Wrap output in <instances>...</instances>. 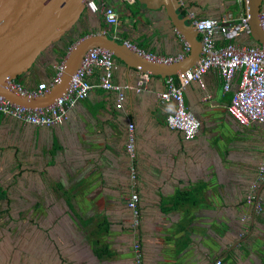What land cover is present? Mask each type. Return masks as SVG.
<instances>
[{
    "label": "crops",
    "instance_id": "obj_1",
    "mask_svg": "<svg viewBox=\"0 0 264 264\" xmlns=\"http://www.w3.org/2000/svg\"><path fill=\"white\" fill-rule=\"evenodd\" d=\"M137 2L115 3L118 23L123 13L129 22L115 29L101 14L84 10L74 29L42 51L19 83L30 91L50 84L66 43L90 33L129 40L157 55L180 52L186 41L164 6L148 9ZM180 3V17L192 12L237 20L246 11L239 0ZM216 41L223 43L219 35ZM234 42L259 45L243 32ZM98 76L94 68L88 79L96 84ZM139 77L114 58L113 78L124 86L120 108L116 92L94 86L53 126L0 114V264H137L135 241L142 249L139 264H264V188L257 192L260 211L246 202L264 163V126H242L228 114L237 79L224 92L209 69L203 86L192 81L185 87V103L201 125L184 139L165 123L174 108L159 99L165 78L148 73L137 90ZM129 123L135 181L125 148ZM134 187L140 198L137 231L130 228L126 205Z\"/></svg>",
    "mask_w": 264,
    "mask_h": 264
},
{
    "label": "built area",
    "instance_id": "obj_2",
    "mask_svg": "<svg viewBox=\"0 0 264 264\" xmlns=\"http://www.w3.org/2000/svg\"><path fill=\"white\" fill-rule=\"evenodd\" d=\"M122 1L132 4L137 0H86L85 9L92 13L102 15L108 25L118 22V12L115 3ZM243 1L245 4V0ZM246 6V4H245ZM199 34L201 52L198 61L190 68L178 71L175 75L165 77L164 89L159 93L162 102L173 103V110L165 118L166 125L173 130L179 131L184 139H192L200 129V120L187 107L184 100V89L192 81H197L203 86L202 76L209 69H214L222 83L224 92L231 90L232 82L237 79L236 89L232 91L230 101L227 105V112L236 122L242 126H249L252 123H259L264 126V44L238 45L234 42L240 33H250L249 15L247 9L237 20L232 19L229 14L220 18L196 17L192 12L186 14ZM259 25L264 33V10L259 15ZM223 40L217 44L216 36ZM123 43L131 50L145 58L169 63L182 59L190 50L187 42L182 50L174 55H157L146 52L129 40ZM63 64H59L57 71L50 84L40 83L35 90H26L23 86L14 81L7 83L8 89H14L18 93H27L36 96L46 92L51 86L60 81V74ZM94 68L99 70L98 82L93 84L88 76ZM114 56L111 51L94 47L86 51L80 65L72 75L68 87L52 103L43 107H27L16 104L0 95V114L11 116L22 123L36 126H53L63 122L67 118L68 109L78 100L86 98L94 86L104 90L117 93L116 107L120 108L124 99V86L117 83L113 78ZM148 79V73L140 75L137 90H140ZM126 152L131 160L130 179L137 180V169L133 163L136 157L135 137L133 124H128L126 141ZM260 188H264V163L258 166L257 176L250 185L246 202L254 205L258 212L262 204L257 195ZM139 194L134 187L127 198L126 205L132 212L131 228L138 230L140 225ZM134 259L137 264L142 261V249L140 243L133 244ZM217 260L215 264H220Z\"/></svg>",
    "mask_w": 264,
    "mask_h": 264
},
{
    "label": "water",
    "instance_id": "obj_3",
    "mask_svg": "<svg viewBox=\"0 0 264 264\" xmlns=\"http://www.w3.org/2000/svg\"><path fill=\"white\" fill-rule=\"evenodd\" d=\"M86 0H0V95L16 104L43 107L52 103L68 87L72 75L80 65L83 55L91 48L101 47L111 51L114 58L124 62L128 69L139 75L165 78L192 67L200 57L201 42L189 18L179 16L180 0H138L148 9L164 6L174 29L189 44L190 50L180 60L169 63L152 61L109 37L104 32L86 34L68 47L62 60L60 81L42 94L32 96L8 89L7 83L26 74L42 51L59 42L70 32L84 12ZM249 15L250 35L264 44V33L258 15L263 10V0H245Z\"/></svg>",
    "mask_w": 264,
    "mask_h": 264
},
{
    "label": "rangeland",
    "instance_id": "obj_4",
    "mask_svg": "<svg viewBox=\"0 0 264 264\" xmlns=\"http://www.w3.org/2000/svg\"><path fill=\"white\" fill-rule=\"evenodd\" d=\"M138 6H140V2L138 1L137 3H136ZM129 8H135V7H133L132 5L131 6H129ZM123 10H125V9H123ZM86 14V11H84L83 13H82V16H84ZM134 17H135V19L137 20V18H138V14H133V17H131V19H134ZM128 16H126L124 13L123 14H121V16H120V21H119V23L117 24H114V25H112V27L115 29L116 28V25H119V26H121V25H124L125 23H129L128 22ZM186 22H188L189 23V20H187ZM74 29V26H73V28H72V30ZM71 30V31H72ZM66 35V34H65ZM65 35L63 36V38L61 39V40H64L65 39ZM120 41V40H119ZM55 44H52V45H50L49 47H53ZM19 78H21V77H19ZM20 80V79H19Z\"/></svg>",
    "mask_w": 264,
    "mask_h": 264
},
{
    "label": "trees",
    "instance_id": "obj_5",
    "mask_svg": "<svg viewBox=\"0 0 264 264\" xmlns=\"http://www.w3.org/2000/svg\"><path fill=\"white\" fill-rule=\"evenodd\" d=\"M72 42H73V40H69V41L66 43L65 48H64V50L62 51V55L65 54L66 49L72 44ZM15 82H18V83H19V79L17 78V79L15 80Z\"/></svg>",
    "mask_w": 264,
    "mask_h": 264
},
{
    "label": "flooded vegetation",
    "instance_id": "obj_6",
    "mask_svg": "<svg viewBox=\"0 0 264 264\" xmlns=\"http://www.w3.org/2000/svg\"><path fill=\"white\" fill-rule=\"evenodd\" d=\"M130 228H131V223H130Z\"/></svg>",
    "mask_w": 264,
    "mask_h": 264
}]
</instances>
